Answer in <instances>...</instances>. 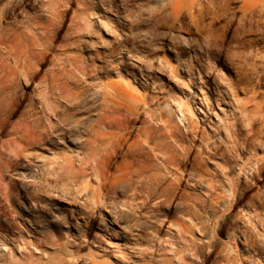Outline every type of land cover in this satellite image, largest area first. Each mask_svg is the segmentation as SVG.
<instances>
[{"label":"rangeland","instance_id":"rangeland-1","mask_svg":"<svg viewBox=\"0 0 264 264\" xmlns=\"http://www.w3.org/2000/svg\"><path fill=\"white\" fill-rule=\"evenodd\" d=\"M46 1L48 0H33L39 6H43ZM89 1L93 2V0ZM66 3L67 0H62L63 9L69 10L65 13L66 27L62 35L68 33L65 31L70 25H74L71 23V16L74 11H78V15L86 18V27L78 33L73 43L72 38L76 33L72 29H70L71 35L67 37L68 40H64V38L55 40V51L49 57L51 59L54 57V62L48 61L47 64L39 65L38 77L30 82H26L25 79L17 81V87L23 85L28 100L11 113V119L16 128L5 127L4 132L0 131V139L5 141L18 139L21 145L19 151H6L0 143V244L11 250L7 252L5 248H0V264H201V262L203 264H237V261L239 264H264V244L254 239L248 243L242 242L252 234L253 226L260 229L262 227L260 221L264 220V203L261 201L263 198L258 197L264 193V177L260 181L247 177L259 163L264 166V75H260L262 70L255 66L245 67L240 59V53H234L231 62L232 71H225V74L234 82L231 89L225 83L211 86V81H207L211 90L204 88L201 91L196 82H193L189 87L201 98L194 101L186 89H181L175 81L169 82L168 80L165 71L167 65L162 66L161 61H164L166 57L167 63L174 65L176 62L172 54L167 49L158 47L159 40L157 38L149 36L141 39L139 36L141 33L149 32L153 27L156 19L155 9L161 0H115L110 8H103L99 3H93L88 14L85 15L80 11L85 7V0H82V3L81 0H72L68 7H65ZM193 11L192 8V13ZM150 15L152 19L145 21V17ZM101 20L104 22L103 24L100 23ZM163 27L160 25L156 31H160ZM112 30L120 32L121 35L126 33L130 42L129 47L132 44L136 45V48L133 49V55L140 57L135 62L138 71L147 74L155 73L177 96L185 100L186 104L190 105L193 110L188 114L199 124L200 130L207 137L206 140L214 144L212 146L219 147V155H214L209 158V161L205 160L202 164V168L209 174L208 176L216 174L217 179H226L225 176H218V174L223 172L224 167L228 166L229 159L224 154L230 152L232 145H236V137L249 144L251 154L252 152L258 154L251 161L252 168L249 167L250 163L248 165L251 170L249 169L248 174L244 175L243 180L241 179L242 185H244L242 186L243 189H240L243 193L240 203H236V199L231 197L232 200L231 198H221V204L214 200V205H212V201L205 198L206 195L204 194L208 187L202 189L196 184L192 185L196 182L193 181L194 183L189 182V186L184 184L182 186L184 192L181 190L179 193L178 190L177 196L171 199L169 204L161 203L158 206L160 218L166 217L163 227L158 230L154 224L145 223L146 216L140 215V213L147 211V207H137L134 200L126 201L124 195H120L122 207H130L134 209V212L128 213L130 219L120 220L115 210L96 207L99 201L97 197L94 198L93 192L100 188L98 187L100 181L91 174V168H89L91 165L82 170V166L75 162L70 151L63 148L58 150L54 146L53 142L57 138L45 139L46 141L43 143L34 146L30 143L29 137H23L24 132L18 130L19 122L25 118H29V121H35L40 115L38 113L42 108L43 96L52 77L51 70L56 68L55 65L59 60L67 61H65L66 69L75 70L74 65L68 62V59L86 55L89 51L86 46L98 42V37L94 33H99L105 40L113 39ZM166 43L170 44L171 41L166 40ZM261 44H264V41L253 40L255 47H260ZM247 48L248 46H245V50ZM100 50L103 54V46ZM91 51H96V49ZM12 63L14 64L13 60ZM256 63L258 65L259 61ZM210 71H214V67H210ZM76 73L78 74V71ZM178 76L181 80H187L183 72H179ZM237 81H239V86H237ZM114 84L122 86L132 95L135 93L143 95L144 93L143 88H140L130 77L123 74V69H121L120 78ZM67 85L69 89H79L76 77L70 79ZM205 96L207 102L210 103L209 106L207 103L201 102ZM117 99L122 101L120 97ZM62 100L61 109L66 113H72L74 109L68 107L71 104L69 98ZM101 103V100H97L96 108L93 109L94 112H104ZM160 107L164 108V105ZM181 107L178 108L177 105H173L172 111L165 109V112L168 114L167 117H171L173 125L182 126L183 131H186L179 120ZM119 112L113 114L118 117ZM80 116H87V112H81L77 115V117ZM120 116L122 115L120 114ZM143 117L149 119L148 124L151 126L158 125L156 124L157 121L143 115L139 120H136L135 131L136 127L140 128L144 125ZM159 133L162 134L160 131ZM235 133L239 135L236 136ZM250 134L254 137L249 138ZM64 142L68 144L70 149L77 152L81 151L80 147L70 140ZM175 144L172 146L175 148L174 150L179 149L177 152H181L182 147L180 146L182 145L180 143ZM202 145H204L203 142L197 137L195 145L191 146V152L188 154L189 157L191 156L188 168L191 169L190 172L194 171L195 174L199 170L196 169L193 161L202 160L200 158H203L205 154L201 150L203 149ZM37 155L47 157V159H37ZM67 158L73 160L75 169L67 164ZM258 159H260L259 163L257 162ZM160 160L152 159L150 163L157 164L162 162ZM241 163L242 161H235L233 165L240 168ZM151 164L149 168L154 171L153 167L155 166L152 164V167ZM81 171H85L86 174ZM238 172L240 170L237 169L236 172L235 169L234 175H237ZM225 179L223 180L227 185H225L226 190H224L223 185L220 186V183H216L217 186H220H218L217 193H223L231 188ZM246 180L250 181L247 183ZM171 181L172 179L169 178L165 183ZM61 190L63 193L71 191L73 194L78 190L83 194L76 196L75 199H62ZM182 193L183 195L186 193V196L181 195ZM195 194L202 197L193 198ZM227 199L232 202H226ZM41 205L47 207H41ZM257 205L262 209L257 208ZM66 206L72 207L78 213L76 217L78 223L83 224L87 221L93 229L97 217H90L89 212L95 210L101 213L108 224V231L101 233L104 240L96 242L95 246L89 244L79 247L78 244L66 243L67 238L61 237L59 233H56L55 238H53L51 234L37 230L33 226L36 219L44 216L50 217L53 213L63 218L62 210ZM153 207L156 206L153 205ZM257 212L260 213V216ZM184 215H187L189 219L184 220ZM249 215L253 216L252 220ZM67 222L71 223L70 219ZM130 223H136L139 226L129 230ZM153 232L155 235L152 234ZM69 235L75 238L78 233L76 229H73ZM94 237V231L87 233L89 241H93ZM233 237L236 238L235 243H233ZM209 240L210 250L202 255L205 242ZM21 249L26 250L21 251ZM196 256H200V259L197 260Z\"/></svg>","mask_w":264,"mask_h":264},{"label":"clouds","instance_id":"clouds-1","mask_svg":"<svg viewBox=\"0 0 264 264\" xmlns=\"http://www.w3.org/2000/svg\"><path fill=\"white\" fill-rule=\"evenodd\" d=\"M72 0H67L65 7L70 6ZM115 0H93L101 7L110 8ZM22 6L32 3V0H18ZM82 3V0H81ZM175 0H161L155 9L156 19L153 27L147 33L139 34L140 38L152 36L159 40L158 47L167 49L172 54L175 64H168L165 57L161 65H167L165 71L169 82L175 81L181 89H186L193 100L201 99L189 87L196 82L197 87L203 91L220 83H225L231 89L232 79L225 74V71H232V60L234 53H240V59L245 67H258L264 75V44L260 47L253 45V40L264 41V0H190L185 7H192L193 13L189 19L181 22L173 12ZM152 11V10H149ZM152 16L145 17V21L151 20ZM101 24L104 22L101 20ZM163 25V29H156ZM107 27V25H105ZM4 31L11 35V25L9 29H3L0 25V37ZM98 37V42L90 43L86 47L89 49L86 55L76 58L75 66L79 70L76 76L77 86L80 88L78 100L73 101L78 107L73 110L71 115L57 117V125L60 131L48 125L45 117V124L39 129L40 132H51L57 139L54 146L61 150L67 149L72 153V158L83 169L91 165V174L100 178L98 187L103 191L98 196L99 203L96 205L100 209L115 210L120 220L130 219L129 212H134L132 208H124L120 202V195H124L126 201H135L137 207H147V211L140 213L147 217L145 223L154 224L157 230L163 227L166 217L160 218L158 206L163 203H170L175 198V178L170 167H165L163 172L158 175L153 173L151 168L145 167L142 158L150 156L149 146L143 149V157L140 153H133L126 149L127 135H131L135 127V121L139 119V113L156 115L165 109H171L173 105H183L185 111H189L186 101L177 96L176 93L167 86L155 73L147 74L138 71L136 61L139 56L133 55L135 44L129 47L127 34L121 35L120 32L112 30L113 39L105 40L99 33H94ZM247 37V38H245ZM166 40L171 43H166ZM103 46V54L101 53ZM245 46H248L245 50ZM96 49V51H91ZM257 61L259 64L257 65ZM214 67V71H210ZM123 74L130 77L140 88L144 89L143 95L137 94L131 106L128 105L126 98L121 104L124 113L123 123L120 125V135L117 137L102 136L101 130L105 125H110V121L104 112L93 111L95 103H89L102 92L109 91L108 85L114 84ZM159 71V69H157ZM183 72L187 80L179 79L178 73ZM61 73V76H64ZM207 78V79H206ZM59 79V77L57 78ZM207 81H211V86ZM259 82V81H257ZM239 86V81L236 82ZM247 87V85H245ZM63 98V97H61ZM28 100L24 92L23 85L18 86L9 96H0V131L5 127L15 128V123L11 119V113L15 108ZM81 101L83 103H81ZM202 103H207L206 96ZM164 105V108L160 106ZM77 112H87V116L77 117ZM55 115V113H53ZM182 119V117H181ZM145 124L147 121L144 122ZM179 123V121H178ZM131 125V126H129ZM71 140L81 151L77 152L68 147L64 141ZM83 153V155H82ZM87 157V159H85ZM40 160L47 157L38 156ZM171 167H174L172 165ZM176 177L182 178L177 169ZM172 178L171 183H165ZM63 193V190H61ZM83 193L76 190L75 194L69 191L62 194V199H75ZM153 205L156 207L154 208ZM41 207H47L41 205ZM63 218L53 213L50 217L44 216L36 219L34 227L43 230L55 238L59 233L61 237L67 238L65 242L78 244L79 247L102 242L104 237L101 233L108 231V224L101 213L91 210L89 216H96V224L93 229L85 221L83 224L77 222L78 213L72 207L66 206L63 210ZM70 219L71 223L67 222ZM184 220L189 219L187 215ZM261 228H252V234L243 243L251 240L259 241L264 244V220L260 221ZM139 226L130 223L132 227ZM76 229L78 235L73 238L69 235ZM89 231L95 232L93 241L87 239ZM208 231V229H205ZM155 235V232L152 233ZM233 237V243H235ZM210 240L205 242V249L201 253L205 254L210 250ZM0 248H5L0 244ZM26 249H21L25 251ZM10 252V249L5 248ZM199 260L200 256H196ZM203 264V262H201ZM239 264V261H237Z\"/></svg>","mask_w":264,"mask_h":264},{"label":"bare ground","instance_id":"bare-ground-1","mask_svg":"<svg viewBox=\"0 0 264 264\" xmlns=\"http://www.w3.org/2000/svg\"><path fill=\"white\" fill-rule=\"evenodd\" d=\"M189 3L190 0H175V7L173 8V12L181 22L189 19L192 14V7H185V5ZM84 4L85 7L80 10L83 15L88 14V11L93 2L85 0ZM66 11L69 10L63 9L62 0H48L44 2L43 6L36 5L33 0L32 3H29L26 6L20 5L18 3V0H0V25H2L3 29L5 30L9 29V26L11 25V35L8 34V31H4L3 36L0 37V96H9L10 93L13 92V90L17 87V81L19 79H25L26 82H30L31 80H34L36 77H38L40 73L38 70L39 65L47 64L48 61L54 62V57L52 59L49 57L53 55V52L55 51L54 42L56 39L64 38V40H66L67 37L71 35L70 29H72L73 32L76 33L73 38L71 37L73 39V43L75 41L74 38L77 37L78 33L84 30L87 25L86 18L78 15V11H74L71 16V23H73L74 25H70L65 31L68 33L62 35V32L66 27ZM76 58H69L68 62H71V64L74 65L77 72L79 70L75 66ZM12 60L14 61V64L12 63ZM65 61L66 60L60 59L57 63L58 67L57 65H55L56 68H53L51 70L52 77L43 96L42 108L38 113V115H40L35 119V121H29V118H25L19 122V127L17 125L18 130L24 132L23 137H29L31 141L30 143L34 146L43 143L44 141H46L45 139L48 140L57 138L56 136L52 135L51 132L39 131V129L45 124V117L47 118L48 125L52 126L56 132H59L60 128L55 127L57 125V117L71 115V113H66L63 109H61V104L63 102L62 99L68 97L71 103L68 105V107L70 106L72 109H75L78 107V105L73 103V101L79 99L77 93L83 95V93L80 92L79 87V89L76 90L72 89L71 87V89H69L67 82H69L70 79H74V77L77 76V73L75 72V70L66 69ZM61 73H64L65 75L61 76ZM58 77L59 79H57ZM108 89L109 91L100 93L94 98V100L89 101V103L97 104V100L102 101V108L108 120L110 121L111 126L105 125L100 134L105 137H117L120 135V125L123 123L124 118V113H122L123 111L119 112L121 110L120 106L124 102V98H126L128 105L131 106L132 102L137 97L136 94L138 93L132 95L130 94V92H128V90L120 85L116 86V84L108 85ZM114 89L117 90L114 91ZM118 97H120L122 101H118ZM81 103L83 102L81 101ZM209 104L210 103L207 102L208 106ZM181 106L182 107L180 109L181 114H179V120L181 122V125H184L186 131H183L182 126L173 125L171 117H167L168 114L164 110L160 111L156 115L149 114V116H145L149 117L151 120L153 119L157 121L156 124L158 125L154 124L155 126H151L150 124H148L149 119L143 117V123L145 121H147V123H144V125L140 128L136 127V131H132V134L130 136L125 133L128 142L123 146L133 153H140L142 157L143 149L151 146L150 156L147 158H142V163L145 167L149 168L151 164L150 161L152 159H162L160 160L162 162H158L157 164L152 163L156 168L151 164L154 168L153 173L158 175L160 172L164 171L165 167H170V170L172 171L175 178V187L171 189L175 192V196H177L176 193L178 192V190L180 193L184 184L189 186V182L194 183L193 181H196L192 185L196 184V186H199L202 189L208 187L207 190L205 189L204 194L206 195L205 198H209L212 201V203L210 202L212 205H214V200L217 203L221 204V198L225 199L231 197L236 199V203H240L243 195L241 190L243 189L242 186L244 185H242L241 179L244 178V175L248 174V170L252 168L251 161L253 160V158H256L258 154L253 152L251 154L249 151V144L241 141V138H235V136L233 135L236 145H232L229 150L230 152L224 154V156L229 159L228 166L224 167L223 172H220L218 174V176L226 177L227 182L229 183L231 188L227 189V191L223 193H217L219 185L217 186L216 183H220V186L223 185L225 188L224 190H226V183L223 180L225 178L222 177L223 179L221 178L222 180H219L217 179L218 177L216 178V174H211L210 176H208L209 174L203 170L202 164L205 160L209 161V158L213 157L214 155H219V147L212 146L214 144H211L210 141L206 140L207 137H205L204 133H202V131L200 130L199 124L196 123L193 117L188 114L189 111H185L183 105ZM187 107L188 109H190V112H193L190 105L187 104ZM172 110L173 109L171 108L170 111ZM117 111L119 112V116L117 115L118 117L113 114H117ZM53 113H55V115H53ZM80 113L81 112H77L76 116ZM120 114L122 116H120ZM143 115L145 114L139 113V118ZM159 131L162 132V134H160ZM235 135L237 136L239 134L235 133ZM197 137L198 140L201 139V142H203L204 144L202 145L203 149L201 150L206 154V157H204V154L203 158L200 156V159L202 160L199 161L197 159L193 161L195 162L194 166L197 170H199V172H196L197 174H195L194 171H192L193 173L190 172L191 169L189 170L188 168V163L191 160V156L189 157L188 154H190L191 152V146L195 145ZM252 137H254V135L250 134L249 138ZM70 142L72 141L70 140ZM0 143L1 147L6 151H19V147L21 146L18 139H11L8 141L0 139ZM175 143H180V145H182H178L182 147L181 152H177L179 151V149L177 151L174 150L175 148H173L172 146ZM175 147L177 148L176 144ZM199 153L201 154V152ZM247 155L250 156L248 157ZM225 160L227 161V159ZM66 161L67 164L71 165L73 168L75 167V165H73L72 159L67 158ZM235 161H242V163L240 164V168H237L233 165ZM259 161L260 159H258L257 162L259 163ZM3 165H5V163H3ZM172 165H174V167H171ZM248 165L250 168L248 167ZM177 169L179 170V175L182 178L176 177ZM235 169L236 172L237 169L240 170L237 175H234ZM81 172L86 174L85 171ZM96 177L100 181V178L98 176ZM247 177L249 179H259L260 181V179L264 177V166L259 163L258 166H256L255 170ZM248 181L250 180H246L247 183ZM102 191V187H100L98 190H95V192H93L94 198H98ZM185 194L186 193H184L183 195L182 193L181 195L185 197ZM261 194L262 195H259L258 197L260 199L263 198V200L261 201L262 203H264V193ZM200 196L195 194L194 197H188L201 198L202 196ZM233 198H231V200ZM231 200L227 199L226 202ZM258 205L257 208L260 207ZM259 214L260 213H258V215ZM249 217L251 220L253 219L252 215H249Z\"/></svg>","mask_w":264,"mask_h":264}]
</instances>
